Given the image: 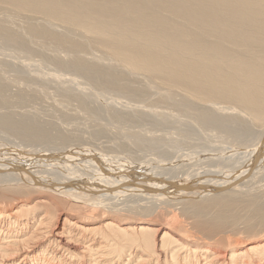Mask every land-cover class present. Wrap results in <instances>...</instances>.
Instances as JSON below:
<instances>
[{
    "label": "bare ground",
    "instance_id": "obj_1",
    "mask_svg": "<svg viewBox=\"0 0 264 264\" xmlns=\"http://www.w3.org/2000/svg\"><path fill=\"white\" fill-rule=\"evenodd\" d=\"M0 49V264L17 256L14 264H264V236L230 252L221 239L161 234L146 223L162 205L152 197L177 193L200 219L199 234L242 218L247 233L264 231V191L249 189L264 179V0H0ZM103 114L129 119L137 144L129 130H116L126 133L116 142L115 129L94 117ZM175 124L181 131L162 150L151 147L169 137L135 130ZM200 136L228 149L210 160L232 172L215 175L208 165L214 177H180L185 165L171 162L153 174L87 180L21 150L71 158L72 143L103 138L120 152L170 155L205 146ZM88 165L104 168L97 158Z\"/></svg>",
    "mask_w": 264,
    "mask_h": 264
},
{
    "label": "rangeland",
    "instance_id": "obj_2",
    "mask_svg": "<svg viewBox=\"0 0 264 264\" xmlns=\"http://www.w3.org/2000/svg\"><path fill=\"white\" fill-rule=\"evenodd\" d=\"M0 51H2V49H0ZM1 55L2 54H0V56ZM14 55H16V54H14ZM18 56L16 55L15 56L16 57L15 59H17ZM11 57L14 58V56H11ZM2 66H5V64L4 65L2 64ZM5 67L4 68L1 67V69L3 68L2 70H5L6 69ZM7 69L9 70L8 67H7ZM37 69H36V71L34 69H32V72L34 74H37L38 73L37 75H40L39 73H41V74L43 73L42 75H46L47 73H49L51 71V70L49 71V70H46V69L44 70L43 68H40V69L37 68ZM41 69L44 70V71L42 72ZM10 70L9 71L6 70L4 72L5 73L7 72L9 74L14 73L13 71H12V73H10ZM53 73L54 72L52 71V74ZM49 74H51V73H49ZM42 80H43V82H46V79H42ZM54 88L55 87L51 88L53 90H50L49 92H51V93L52 92H55L54 90L56 88L55 89ZM56 93H58L57 92V89H56ZM53 94L54 93H52V95ZM52 95L50 96V100H52V98H55V97L59 96V94L56 95V96L55 95L52 96ZM58 98H55L54 99L55 102H56V100ZM37 101H39V100H37ZM51 102H54V101H51ZM37 103L39 104L40 102H37ZM57 103H58V101H57ZM59 104H60V102H59ZM51 105H52V103H49V106L50 107H48V109L51 108ZM74 106L76 107V105H74ZM74 106H72V107L75 108ZM41 107H42V105H41ZM44 107L46 108V106H44ZM72 107L69 108V109H73ZM76 109H77V107H76ZM40 110H43V111H41V113L44 112V109H40ZM92 114L93 113H90L89 112L90 117L87 116V118H90V119H88V120H87V118L85 119V117H86L85 114H81L84 117L82 119L83 120L85 119L84 123H86V120L88 122H90V120L91 121L93 120L91 118L93 117L94 114L93 115ZM57 115L59 116V114H57ZM104 115L105 114H103L102 117ZM94 117L98 118V121L101 118L102 120L100 119V121H102V123L106 127L110 128V130H112V129L114 130L115 129L114 130L115 131V140L118 139L116 137H118L120 135V134H117V133L121 132V134H122V131H124L126 133H128L130 131V129H128L130 127L125 126V125H129V126L132 125L130 123V120L129 119H127V122L125 121L126 118H124V121H122L121 118H118V120H116L117 118H114V120L112 119L113 120L112 121L111 118L108 119L109 117L105 118L106 115H105V117H103L104 119L101 117V115L100 116L95 115ZM57 118L61 119V116L60 117H57ZM105 119H107V120H105ZM119 119L121 120V122H120ZM114 121L115 122L117 121L116 122L117 124ZM65 122L66 123H64V121H63L64 125L66 126L67 125V121H65ZM68 122H69V124H68V127L69 128L68 127H66V128L71 129L74 126L75 122L74 121H68ZM123 122L124 123L126 122V123L123 124ZM142 122L144 124V122H148V121H142ZM146 124L147 123H145V126H146ZM177 124H175V127H177V126L179 127L180 126L179 129H181L183 127V126H181V123H177ZM145 126L142 125L141 126V129H140V127H137V128H135V130H138L139 129L138 131L141 133V135L142 134L143 135H146V137H151L152 138V136L156 135L158 137V139H159V140L157 139V141L163 140L164 138H165L164 140L166 141L167 140L166 137L167 138L169 137L168 140L166 141L167 143H165V142L163 143V145H165L166 148H165V146H163V147L160 146L162 144H161V142L160 143L158 142V144H157L158 147L157 146L156 147L159 148V149H155L156 147H151L154 150H162V148L163 149H167V147H169L170 142H171V141L169 142V139H171L170 137L172 135L175 136L174 133L177 135V133L179 131H181L177 127L176 129L178 131L175 132V130H174L175 127L174 128H173V126L172 127H170V126L168 127L167 125H166V128H165V125H162V127L161 126L160 127L157 126L155 128H153L154 126H151V127L149 126L151 129L148 128V127H145ZM126 127H127V129H126ZM132 128L134 129V127H131V130H132ZM160 128H161V130H160ZM163 128H164V130H163ZM153 129H156V130H153ZM172 129L174 130V132H173ZM116 130H120V131L118 132ZM127 130H129V131L127 132ZM157 130H159V131H157ZM114 131H112V132L114 133ZM132 132H133V130H132ZM126 133H125V135H126ZM160 133L163 134V136L165 135L166 137L165 136L164 137L161 136ZM128 134L130 135L131 134V131ZM116 135H118V136H116ZM123 135H122V137L119 136V138H120L119 141L121 140V138L125 137V135L124 136ZM131 135L129 136L131 138V140L128 139L129 140L128 142L131 143V144H132V142L133 143L134 142L136 143V140ZM199 138H201V139L194 140V141L195 142H200V141L203 140L202 139L203 138L202 136H200ZM100 139L99 140H96V141L95 140H90V141H82V142L72 143L67 148L69 150H71V148L73 149V151L71 150V153L75 152V153L72 154L73 156L70 155L71 158H66L63 155L61 156V154L57 151L59 154L57 152L52 153V155H51L52 158L50 157L47 160H40L39 158H37L35 156V153H34V151H32L31 148L26 147V148H23L21 150L28 151L30 157L32 156L31 159H33V161H37L38 160V165L41 166V167H43V168H45V169H49V170H52V171H55V172L57 171L59 173H70V172H72L73 174H77V175H79L81 177H85L87 180H90V179H92V180L100 179V178H103V177L108 176V174H110V176L111 175L112 176H117V175H122V174H126V173H134V174L135 173H144V172L145 173H148L149 170H150L149 173L150 174H153L155 172L157 173L158 170L164 171L167 168V165L169 166L171 164V162L172 163L173 162L174 163H181V162H183V164L185 165L183 167L182 172L178 174V176H180V177L182 175H183V177H185V176L191 177V176L196 175V172H197V175L198 174L201 175L203 173L202 175L204 177H207V176L208 177H214L217 174H221L219 172H221V171L223 172V170H224V172L222 173L223 175L226 172L227 173L228 172H232L229 167H225V164L217 163L216 161L210 160L211 158L215 157L216 154H217V156H218V154L219 155H222V154H225L226 155L228 153V149L226 148V150H223L224 146H221L220 144H218L216 142L210 141L209 139H204L203 140L206 143L205 146H190V145L184 146L183 145V147H179L178 149H176L170 155H164L161 152H156V151H153L152 152V149L150 147H148V149H144V150L143 149H140V151H139V148H137L136 146H133L134 148L132 147V149H131L130 152H127V151L126 152H120V151H118L117 149L114 148L113 143L112 144L111 143H107V142H105V139H103V138H102V140H100ZM124 139L125 138H123V140ZM117 141L118 140H116V142ZM0 142H1V140H0ZM238 147L239 146L234 145V148H238ZM17 148L18 147H16V149ZM74 148H76L77 150H75ZM80 148H83V149H80ZM135 148L138 151H135ZM14 149H15V147H11V151H13ZM16 149H15V151H16ZM195 149H197L198 151L195 150ZM84 152H85V154H83ZM204 152L206 154L210 155V156H208V157L205 156L206 154ZM86 153H87V155H86ZM88 154H90V155H88ZM195 154L196 155L199 154V155L196 156V157L199 156L198 159L195 157ZM200 154L202 155L203 158L200 156ZM54 156H55V158H53ZM79 156H83L85 158L83 159V157H80V159H79ZM86 156H87V159H86ZM193 157H195V158H193ZM95 158L99 159L100 163L104 166L103 169H105L106 171L103 170L102 168H98V167H96V169H93V168L89 167V165H88L89 164V161H93ZM187 158L189 160L188 162H187ZM199 158H200V160H199ZM183 160H185L186 162H184ZM194 160H195V162H194ZM75 164H77V165L75 166ZM208 165H210L211 168H212V170H214L215 175L213 174L214 172L211 174V171L212 170H210V168H209L210 166H208ZM151 166H152V168H151ZM216 167H217L218 170L215 169ZM198 168H202V169L203 168H206V170L203 169V171H200L202 169L199 170ZM207 168H209L210 172H209V170ZM221 168L222 169L225 168V169L222 170ZM71 169H73V170L71 171ZM152 169H154V170H152ZM147 170H148V172H146ZM228 170H230V171H228ZM161 171H159V172H161ZM163 176H166V175H163ZM257 184H258V188L256 189L255 186ZM261 184H263V185H261ZM263 187H264V179H263V177L262 178L260 177V178H258L256 184L253 185V186H250L249 189L250 190H253V188H255L256 190H258V189L260 190L261 189V191H264V188ZM155 197H152V199L159 201L162 205L159 208H155L152 211V221L150 220V221H148L146 223H151L154 228H160L161 231H162L161 234H163L164 232L171 233V231L173 229V230H176L178 233L182 234L183 236H185V234H184V232H185L188 236H190V238L196 239L198 237V239H197L198 241H200L202 239V241L210 242L208 240L211 238V243H216L217 242V241H215L216 239H218V240L221 239V241H220V242H222V243H220L221 246L225 245L226 242L229 243V244H226L225 247L227 248V246H228L230 248V252H231V250H234L236 248L242 247L243 244L245 245L246 242L249 241L252 238L255 239V238H259V237H263L264 236V231L261 230V228H262L261 226L259 228H257V229L260 230L261 233L257 232V234H256L254 231L253 232L250 231L252 233V235L250 233H247L248 231L246 229H243V228H246V224H247V223H244L243 224L245 218H242V220H241L242 222L239 221L240 219L238 220L239 223L236 221L235 223L236 224L238 223V225H236V224L233 223L234 225H232V226H234V227H232V228H231V226H226L227 227L226 230H225V227H223L222 230L220 229V231H217L219 234H220V232H223L224 231L223 234H221V235L223 236V238L226 236V239L224 238V240H226V241H224L222 238H220L222 236H219L217 232L214 233V234H210V235L205 234V233H209V231L211 230L212 227H208L205 230V233L204 234H203V232L199 234L198 233V230L195 231V228L194 227H195V224H197V223L200 222V219L197 218V217H195V216H193L191 213L183 210L184 205L182 204V201H184V200H182L180 194H177V193H166V194H163V195L159 196L158 198H155ZM241 213H240L241 215H244L245 212H243V210H242ZM148 218H150V217H148ZM245 222H246V220H245ZM190 223H191V226H192L191 229H190ZM241 223H242V227H240ZM186 225L189 226V227H187ZM229 227H230V229H229ZM233 228L235 229L234 232L231 231ZM263 228H264V226H263ZM227 229H229V232H228ZM257 229L255 231H257ZM240 231H242V232H240ZM244 232H246V233H244ZM231 233H232V235H231ZM205 235L206 236H210V237L209 238L208 237L204 238ZM214 235H218V238H217V236L214 237ZM193 236H197V237H193ZM254 236H256V237H254ZM212 237L214 239L216 238L214 240L215 242L213 241V238ZM228 240L229 241L231 240V241L229 242ZM217 243H219V242H217ZM229 245H231V246H229ZM231 247H232V249H231ZM126 258H128V256H126ZM19 259H21V257L20 256H17L15 258H13L10 263L11 264H14Z\"/></svg>",
    "mask_w": 264,
    "mask_h": 264
},
{
    "label": "water",
    "instance_id": "obj_3",
    "mask_svg": "<svg viewBox=\"0 0 264 264\" xmlns=\"http://www.w3.org/2000/svg\"><path fill=\"white\" fill-rule=\"evenodd\" d=\"M219 190H222V188H219Z\"/></svg>",
    "mask_w": 264,
    "mask_h": 264
}]
</instances>
